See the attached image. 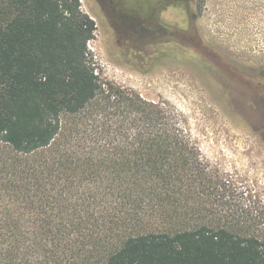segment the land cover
Returning <instances> with one entry per match:
<instances>
[{
	"label": "trees",
	"instance_id": "1",
	"mask_svg": "<svg viewBox=\"0 0 264 264\" xmlns=\"http://www.w3.org/2000/svg\"><path fill=\"white\" fill-rule=\"evenodd\" d=\"M95 29L80 0H0L2 263L264 264L230 202L250 185L171 103L100 75Z\"/></svg>",
	"mask_w": 264,
	"mask_h": 264
},
{
	"label": "rangeland",
	"instance_id": "2",
	"mask_svg": "<svg viewBox=\"0 0 264 264\" xmlns=\"http://www.w3.org/2000/svg\"><path fill=\"white\" fill-rule=\"evenodd\" d=\"M80 1L96 24L87 48L100 75L176 107L205 157L250 185L230 202L264 229V0H176L160 40L154 0H119L146 18L137 38L113 28L98 0Z\"/></svg>",
	"mask_w": 264,
	"mask_h": 264
},
{
	"label": "flooded vegetation",
	"instance_id": "3",
	"mask_svg": "<svg viewBox=\"0 0 264 264\" xmlns=\"http://www.w3.org/2000/svg\"><path fill=\"white\" fill-rule=\"evenodd\" d=\"M175 1L176 0H154V9L150 18V24H152L156 30V40H160L162 37L161 17L163 10L171 6ZM98 2L104 7L112 27L117 29L120 33L126 34L124 31L129 29L131 32H134V34L127 35L137 38L141 29H144L143 25L146 23V18H141L140 15L132 9L126 11V9L120 6L119 0H98Z\"/></svg>",
	"mask_w": 264,
	"mask_h": 264
}]
</instances>
